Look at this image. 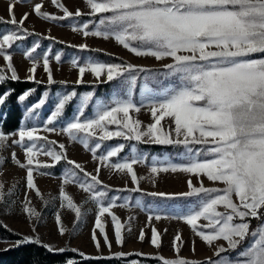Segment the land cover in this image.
Here are the masks:
<instances>
[{"label":"snow or ice","instance_id":"snow-or-ice-1","mask_svg":"<svg viewBox=\"0 0 264 264\" xmlns=\"http://www.w3.org/2000/svg\"><path fill=\"white\" fill-rule=\"evenodd\" d=\"M23 0H16V3ZM87 13L77 10L75 13L60 2L52 0L53 5L62 10V16L51 15L42 11V5H34L35 14L45 20H65L87 15L94 20L83 22L82 25H72V30L84 37H102L114 39L120 46L137 57H152L157 61L170 59L171 63L163 65V76L167 83L159 80V72L131 63H107L93 59L79 62L71 60L73 68L78 67L81 83L85 72H90L101 82L116 81L118 95L110 102L96 100L94 115L85 117V109L94 100V93L89 91L81 99L78 114L61 129L72 141L79 142L89 150L93 158L100 162H108L117 157L125 144L106 146L103 154H98L103 142L114 137L137 143L170 145L182 148L176 154L179 162L171 158L161 160L152 157L150 174L183 173L188 175V191L183 193L150 192L146 195L165 199L198 198L192 205H186L175 216L190 226L195 236L207 246L215 250L213 257L207 258V264H264V0H85ZM15 4H9L10 19L0 18V24L12 27L0 32V57L7 62L6 69L10 76L0 69V85L19 80L17 70L12 64V52L18 41H23L32 35L23 28L28 14L17 21L14 14ZM95 21H98L95 22ZM51 39V37H50ZM86 49L87 45H80ZM40 48L39 42H34L22 54L31 61L28 80L35 81V72L41 59L34 55ZM51 49L42 55V66L47 74L48 83L52 84L53 76L50 68ZM56 62H61L62 54L54 55ZM144 73L145 83L141 88V97L148 100L151 118L154 122L142 127L139 119H133L130 112H140L141 107L133 101V91L138 86V78ZM149 78L155 81L154 87H149ZM39 83V81H35ZM12 89L0 92V106L6 103L12 94ZM35 89L25 91L18 97L19 101L33 94ZM48 92L43 98L27 109L28 116H34L47 101ZM79 94L71 91L59 97L54 110L43 124L45 132L57 131L54 127L63 115L66 106ZM4 114L0 112V119ZM167 118V128L161 123ZM109 125H116V130H108ZM97 130L102 133L97 138ZM36 126H21L17 133H5L0 126V167L8 161L3 153L14 146L24 152L26 162H21L14 150L10 152V161L26 170V186L39 189L34 183V171L40 175L49 174L45 169L54 167L61 160L67 167L63 173V184H78L87 194L85 202L96 206L95 224L92 239L99 248L96 237L98 229L104 236L105 243L111 247L106 234V225L102 217L108 214L115 230L116 242L123 244L121 234L124 225L111 212L116 206L144 208L141 199L133 200L131 196L111 195L116 192H139L138 187L132 189H111L102 184L98 175H90L83 167L65 154L63 144L59 151L54 147L55 141L47 136L39 135ZM18 137V138H14ZM199 146V147H197ZM130 156L121 162L107 163V167L118 170L131 178L138 185L139 179L133 165L148 163L149 157L138 151L135 144L131 146ZM50 157L53 164L36 159L39 155ZM79 173L83 175H78ZM99 173V168H97ZM196 177L198 185L193 183ZM203 178L209 182L222 184L223 187H205ZM4 185L0 184V202L5 201ZM43 199V197H41ZM61 208L66 207L80 221L85 210L74 202L63 186L59 189ZM118 201H122L118 205ZM223 209V210H220ZM153 213L148 216L160 220L161 214L154 207L148 208ZM23 212L29 219H39L40 213L30 206L27 196ZM55 222L61 235L66 229L62 226L60 212L55 213ZM260 223L253 228L251 220ZM203 220L206 223L201 224ZM0 227L6 225L0 224ZM130 230V229H129ZM139 239L143 241L141 230ZM224 241L227 248L219 241ZM176 241H183L177 234ZM41 244L40 239L24 236L15 242L21 244ZM151 244L160 246V236L152 229ZM194 245V242H193ZM49 252H76V249L53 248L42 244ZM8 249H5L7 251ZM193 246V252H194ZM178 253L180 248H175ZM234 252L235 256H224ZM85 259L91 257L84 256ZM128 254L116 253L120 259ZM111 258V257H110ZM99 259V257L97 258ZM161 261L160 257H154ZM64 264H78L75 259H66ZM131 264H140L132 260ZM161 264H202L200 261L186 258L164 259Z\"/></svg>","mask_w":264,"mask_h":264},{"label":"rangeland","instance_id":"rangeland-1","mask_svg":"<svg viewBox=\"0 0 264 264\" xmlns=\"http://www.w3.org/2000/svg\"><path fill=\"white\" fill-rule=\"evenodd\" d=\"M60 2L73 13L77 10H80L82 13L88 12L85 0H60ZM10 3L15 4L14 14L17 21H19L25 13L28 14L27 19L24 20L23 28L44 38L41 42L38 41V36H33L28 40L18 41L17 44L14 45L13 50H10L12 52V64L17 70L19 79L21 80H28L27 77L30 75L29 69L32 66L31 61L27 59L22 52L31 47L34 42L40 43V48L37 49L34 55L37 59H41V63L37 66L35 72V81H39V83L42 84H49L47 74L42 66V55L49 49H51L52 54L50 57V68L52 70L53 81L69 84L96 85L105 83L101 82L104 80V77L97 80L90 72H85L82 78L83 82L77 83L79 79L78 67L73 68L71 60L76 59L79 62H83L87 59H93L102 62L95 54L94 57L91 55L94 51L113 55L116 59H122L121 61H123H116L113 63H131L148 69L163 67L164 64L171 63L170 59L157 61L152 57H137L120 46L114 39L110 38L106 40L102 37H84L81 33L72 30V25H82L83 22L94 20L93 17L87 15H83L82 18L73 16L72 18L56 21L45 20L38 17L33 11L34 5L37 3L42 5V11H46L55 16L63 15L62 10L53 5L52 0H23V2L20 3H16V0H0V18L5 21L10 19L8 11ZM95 22L98 23V21ZM6 29H8V27L3 25L0 27V32ZM55 42L63 46L57 45ZM82 44L87 45V48L81 49L79 46ZM56 53L62 54V59L59 63L54 59ZM6 65L7 62L3 57H0V69H4L5 74L10 76V71L6 69ZM142 75L145 74L142 73ZM161 81H165V83L168 82L165 78ZM144 83L145 81L142 79L138 84L137 90V98L139 100L137 106H140L141 110L138 113L134 111L130 112L133 119H139L142 122V127H146L148 124L154 122L151 118L149 108L147 107L148 100L144 99L143 106H141V88ZM89 91L92 90H82L78 92L79 96L74 98L69 116L63 120L59 118L55 123L54 127H56L57 131L45 132L43 130V124L51 115L55 103L62 95L60 89L53 90L49 94V98L47 99L48 102L46 101L47 103L43 105V112H41V109L35 110V115L32 116L34 123L29 126L38 127L40 129L39 135L47 136L49 140L55 141L56 145H54V147L57 146L56 149L58 151L60 150L59 145L63 144L68 159L79 163L90 175H98L102 184L108 185L111 188L132 189L138 187L141 191L147 193H183L188 191L187 179L189 177L187 174L179 172L150 174V161L152 157H157L161 160L171 158L178 161L175 153H171L172 156H170L168 152H150L148 154V163H137L133 165L134 171L139 179L138 185H135L128 175L120 173L118 170H112L106 166L107 163L114 161L100 162L94 159L89 150L85 149L79 142L72 141L66 133L61 131V129L78 114L77 109L80 107L81 99L83 95ZM105 95L108 102H110L111 98L114 96H117V98H126L122 93L118 95L116 87L107 91ZM41 98H43L42 92H40L32 102L28 103L26 110L33 104L38 103ZM96 100L103 101L101 96L94 92V100L85 109V117L91 118L94 115V102ZM161 123L167 128V118L161 121ZM21 126L26 125L20 124L9 134L17 133ZM108 130H116V125H109ZM99 135H102V133L97 130V138ZM112 139H118V141L108 142L106 146H115L120 143L126 146L119 154L121 158L117 159L115 162H121L123 158L129 157L131 154V146L134 143L120 137H114ZM12 150L16 152L21 162H26L24 152L18 146H14L13 149H9L3 153V155L9 159L0 167V184L4 185L3 191L5 193V201L0 202V223L6 225V228L20 235L22 238L24 236L32 238L38 237L43 244L50 245L57 249H76L78 253H83L84 256H112L121 252L125 254L137 253L151 257L158 256L161 260L186 258L200 261L202 264H207L208 257H213V259H215L213 256L215 245L213 247L207 246L199 237L195 236L189 225L175 218L178 212L182 210L186 211V205L194 204L198 198H174L173 200H168L166 203L160 202L159 204H154L152 207H154L156 211H161L159 214H161L162 217L171 218H162L160 220L153 218L151 221H149L148 216L153 213H148L142 208L136 207L134 203L127 208L121 206L113 207L111 212L115 214L119 222L124 225V228L121 230L123 244H117L111 218L108 214H105L102 217V222L106 225V234L111 247L109 248L105 243L103 234L97 229L96 237L99 241V248H97L96 243L92 239L96 206L90 201L87 203L85 202L87 194L84 193L76 183L64 185L63 176L61 175H40L39 172L34 171V183L41 194L37 196L35 189H28L26 186V170L19 168L10 161V152ZM104 151H106V148L102 147L98 150V154H103ZM181 151H183V149ZM36 159L44 163L53 164L50 157L42 154L36 157ZM97 168H99V173L96 171ZM192 179L194 185L199 186L196 177H192ZM203 183L205 187H223L222 184L209 182L206 178H203ZM61 186L73 197L74 202L83 206L85 212L80 221H76L75 214L69 209L66 207L61 208L59 199V189ZM111 195L115 194L111 193L110 196ZM26 196L28 201H30V206L35 207L37 212L41 214L39 219H29L27 214L23 212ZM41 197H43V199ZM136 198L137 196L134 197L133 200ZM121 203L122 201H118V205ZM56 212H60L62 226L66 229L63 235L58 231L59 226L55 222L54 217ZM200 223L203 224L206 222L201 220ZM153 228L157 230L160 236L159 247H155L151 244ZM141 230H143L144 233L143 241L139 239ZM177 234L181 236V240L183 241L182 247L181 241H176L174 245V237ZM15 242V240L0 239V250L15 245ZM218 243L223 244L227 248L226 242L221 240ZM193 246L195 249L194 252ZM177 247L180 248L178 253L175 251ZM223 255L235 256V253L227 252Z\"/></svg>","mask_w":264,"mask_h":264},{"label":"trees","instance_id":"trees-1","mask_svg":"<svg viewBox=\"0 0 264 264\" xmlns=\"http://www.w3.org/2000/svg\"><path fill=\"white\" fill-rule=\"evenodd\" d=\"M79 18H82V17H79ZM3 25L5 24H0V27ZM5 26H7L8 28L12 27L11 25H5ZM33 36H38V35H36L35 33H32V35L26 37V40L32 38ZM42 40H44V38L38 36V41L41 42ZM55 44L63 46L60 43L55 42ZM94 54L98 56V59L102 62H107V63H113L116 61L123 62L121 61L122 59H116L113 55H109L106 53H102V52L100 53L97 51H94L91 53L93 57H94ZM149 69L156 70L159 72V75L157 77L159 80H162L165 78L163 76V72L165 71L163 67H154V68H149ZM144 76L145 75H142V73L140 74L138 78V84L142 79L144 80ZM163 82L165 83V81ZM116 83H117L116 81H113V82H106L103 84H96V85L94 84H69V83H63V82H53L52 84H42V83H37L32 80L19 79L17 81H11L9 79L6 83L0 85V92H3L8 89L13 90L12 94L7 98L6 103L3 106H0V112L4 114V118L0 119V126H2L3 131L5 133H10L14 129H16L20 124H23L26 126L32 125L34 123V120L32 116L31 117L28 116L26 106L28 105V103L32 102L35 99V97L40 94V92H42L43 94L44 92H48L50 94L53 90L60 89L63 95L73 90L76 91L77 93L82 90H92L93 93L94 92L98 93L101 96L103 101L108 102V99L105 93L111 90L112 88H115ZM154 86H155V81H152L151 78H149V87H154ZM30 89H35V92L31 94L30 96H28L25 99V101L23 102L19 101L18 99L19 95ZM137 90H138V86L133 91V101L136 104L139 103V100L137 98ZM73 102L74 100L66 106V109L63 115L60 117V120H63L67 116H69L71 109H72ZM40 109H41V112H43V109H44L43 106ZM115 141L117 142L118 139L107 140V141H104L103 144L106 145V143L108 142H115ZM132 142L135 144L139 152L145 153L147 155L150 152H168L170 156H172L171 153L177 154V152L182 150V148H177V147H173L170 145L144 144V143H137L135 141H132ZM104 145H102V147H104ZM120 158H121L120 155H118L117 157L110 158V160L115 162L117 161V159H120ZM172 160L174 162H179L174 159ZM67 167H70V166L67 165L66 161L61 160L59 163H56L54 167L50 169H45L42 171H46L49 173V175H52V176H57V175L63 176V173ZM77 172H78V175H81V176L83 175L82 173H79V170H77ZM111 189H115V188H111ZM111 193H114L117 196L128 195V196H131L132 198L137 196V198L141 199L144 203L145 207L142 209L148 213H151L148 211V208H151L154 204H159L160 202L166 203L168 200H173V199H165V198H160V197H152V196L146 195L147 192H144V191H139V192L113 191ZM156 212L159 213L161 211H156ZM259 223L260 221L256 219L251 220V225L253 228H255ZM0 239L17 241L19 239H22V237L20 235H17L16 233H14L8 228L0 227ZM42 244L43 243L41 244L26 243V244H21L18 247L16 245L10 246L6 248L8 249L7 251H5V249H1L0 250V264H64V261L66 259H75L78 261V264H131L132 260H138L140 261V264H161V261H162V260L157 261L156 259H154V257L141 255L137 253H130L120 259H116L115 255L86 256V257H91V259H85L77 251L76 252L68 251L65 253L49 252L44 247L41 246ZM98 257L99 259H97Z\"/></svg>","mask_w":264,"mask_h":264},{"label":"crops","instance_id":"crops-1","mask_svg":"<svg viewBox=\"0 0 264 264\" xmlns=\"http://www.w3.org/2000/svg\"><path fill=\"white\" fill-rule=\"evenodd\" d=\"M26 48V47H25Z\"/></svg>","mask_w":264,"mask_h":264}]
</instances>
